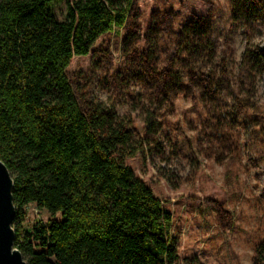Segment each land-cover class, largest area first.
<instances>
[{
    "label": "trees",
    "instance_id": "obj_1",
    "mask_svg": "<svg viewBox=\"0 0 264 264\" xmlns=\"http://www.w3.org/2000/svg\"><path fill=\"white\" fill-rule=\"evenodd\" d=\"M132 6L133 0H0V161L13 180V246L26 264H178L167 236L169 212L124 164L143 148L130 120L101 102H80L66 72L99 37L136 20ZM211 23L206 16L183 26L177 56L163 60L178 72L150 77L164 101L173 93L192 96L217 133L231 114L226 109L254 110L264 50L246 42L236 58L225 35L221 45L210 39ZM145 36L140 29L130 34L157 46ZM130 37L122 40L124 53ZM148 91L154 105L159 99ZM157 110L144 111L146 135L159 123ZM30 205L50 218L28 224ZM253 264H264V240Z\"/></svg>",
    "mask_w": 264,
    "mask_h": 264
},
{
    "label": "rangeland",
    "instance_id": "obj_2",
    "mask_svg": "<svg viewBox=\"0 0 264 264\" xmlns=\"http://www.w3.org/2000/svg\"><path fill=\"white\" fill-rule=\"evenodd\" d=\"M132 15L137 19L99 37L89 55L73 57L67 77L80 102H101L130 120L143 148L124 164L169 212L167 236L176 243L178 264H253L264 240V75L251 99L254 110L232 115L226 109L231 114L217 134L192 96H157L161 87L150 73L178 72L163 60L177 56V33L198 17L211 18L210 39L221 45L225 35L236 58L246 42L263 51L264 0H133ZM137 29L157 46L131 40ZM125 36L131 46L124 53ZM148 89L159 99L154 105L146 101ZM157 108L159 123L146 135L144 111ZM49 218L26 208L28 224Z\"/></svg>",
    "mask_w": 264,
    "mask_h": 264
},
{
    "label": "water",
    "instance_id": "obj_3",
    "mask_svg": "<svg viewBox=\"0 0 264 264\" xmlns=\"http://www.w3.org/2000/svg\"><path fill=\"white\" fill-rule=\"evenodd\" d=\"M13 180L0 161V264H26L20 252L14 248L12 228L15 209L12 203Z\"/></svg>",
    "mask_w": 264,
    "mask_h": 264
}]
</instances>
